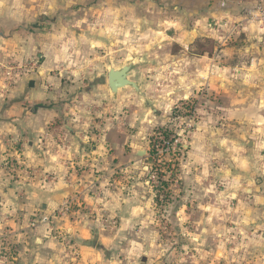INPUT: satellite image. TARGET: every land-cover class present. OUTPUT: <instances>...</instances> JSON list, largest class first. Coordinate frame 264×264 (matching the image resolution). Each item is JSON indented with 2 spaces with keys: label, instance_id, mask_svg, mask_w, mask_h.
<instances>
[{
  "label": "crops",
  "instance_id": "1",
  "mask_svg": "<svg viewBox=\"0 0 264 264\" xmlns=\"http://www.w3.org/2000/svg\"><path fill=\"white\" fill-rule=\"evenodd\" d=\"M260 7L264 0H0V53L37 63L0 94V264H60L62 244L78 246L77 264H115L114 251L135 256L157 244L143 185L148 138L185 101L198 104V121L169 225L185 235L194 264H264ZM47 16L48 27L34 28ZM223 22L234 26L226 36ZM109 53L143 61L137 79L151 104L124 90L110 98ZM105 113L120 119L106 123ZM69 201L73 219L55 218L52 230L39 223ZM98 203L116 231L84 214ZM138 227L143 240L133 241Z\"/></svg>",
  "mask_w": 264,
  "mask_h": 264
},
{
  "label": "rangeland",
  "instance_id": "2",
  "mask_svg": "<svg viewBox=\"0 0 264 264\" xmlns=\"http://www.w3.org/2000/svg\"><path fill=\"white\" fill-rule=\"evenodd\" d=\"M59 15H63V13L62 14L59 13L57 15V17ZM42 18H44V17H42ZM42 18H39L37 20V22H39ZM45 18H46V22H42V23L36 22L35 23L36 27L34 26V28L48 27L49 24L52 22V19L48 16ZM218 27L220 29H222V31H221L222 36H226L227 32H229V28L227 26L224 27L223 23H219ZM124 52H126V51L124 50ZM124 58H125L124 56L115 57L112 55V53H109L108 56H106V64L110 63L109 65H111V64L112 65H122L124 63L121 61ZM14 66H19V67L24 66V68H26V69L23 70L22 74L16 80V82L13 83V85L8 86L9 79L11 77L10 73L12 74V71L9 68L14 67ZM36 66H37V63H36V60H34V59H29V61H26V60L18 58L17 56H9V55H6V53H0V94L5 96L7 94V92L22 78V76H24V74H28V72L30 73V72L36 70ZM86 69H87V71L94 72V66L93 65H91V67H88ZM57 72L59 74H61L59 71H54V73H57ZM106 76H107V74L105 72L104 73L105 80H106ZM104 85H105L104 87L106 88L107 87L106 82ZM124 91L133 92L131 89H124ZM134 95H136V94L134 93ZM112 99H114V98H112ZM185 102L188 103L190 101H185ZM187 103H185L186 105H183L185 109H181V111H179V113L177 112L178 114L181 115L180 117L173 119L172 112H170L169 119L167 122H165L166 125H164L162 127L161 126L155 127L152 130V132L148 138L149 147H148L147 156H146L147 161H146L145 169L142 170V172L144 173L143 174L144 175L143 185L149 192L146 195L149 196V199H150L151 205H152L153 221H154L153 224H155L154 228L156 229V231L154 233H155V239L157 240L155 243H157V244H152L151 245L152 247H150V248L147 247L144 250L139 249L138 253L135 254V256H133V255L129 256L128 254L123 255L118 250L114 251L110 254V256L114 259L115 264H141L139 258L141 256H144L147 253L146 251L151 252V254H150V259L148 258L147 261L145 262V264L146 263L147 264H194V263H192L193 261H191V259L189 258V256H191V254H192V250L185 248L184 245H187V244H181L182 242L180 243L181 237H184L185 235L176 233V228L173 225L172 226L169 225V222H171V217L170 218L168 217L167 210H169V209H167V208H169V207H167V206L171 202L169 203L168 199H165V196H167L166 194H168V195L171 194V201H172L176 198V197L175 198H173V197L177 196L179 193L178 190L181 186V174H180L179 164H180V161L182 160V156L184 155V153L187 149V146L189 144V140H190V138L194 132L191 135H189V137H187V139L184 140L183 147L185 149H181L180 151H178V152H180V155H179V157H176V160L178 162V170H179L178 177H176L177 181L179 182L178 183V186H179L178 189L173 190L174 188L172 187V185H174V184H171V183L168 184L167 183L168 187H166L165 190L166 191L168 190V192L163 193L164 189H162L160 191H158V189H156V186H157L156 183L154 185H152L150 182H148L149 181L148 178H149L150 174H157V172H158L157 164H160V169H161L162 173H164L163 169L167 168V166L170 165L166 161V167H164V162L167 159V156H163V157H160L159 159H157L156 158L157 156L155 154H153V152H151L153 150L152 144L154 143V140H155L154 138H155V136H157L156 130H164L168 126L173 127V125L176 124L177 119L181 118L182 116H183V118H185V116L188 114V111H189L187 109V108H189ZM175 104H178V102L174 103L172 105V107ZM147 106H148V104H147ZM192 106H194V108H195L194 112L197 113L198 110H196V108L198 107V104L197 105L192 104ZM172 107H171V109H172ZM101 116H103V120L106 123H110V121L113 119H116V120L120 119L119 117L114 116L112 113H105ZM99 121H100V118H99ZM196 127H197V125H196ZM152 159H157L158 160L157 163H155L154 160L152 161ZM8 175H12L14 177V175H16V173L14 171L9 172ZM166 182H168V181H166ZM137 187H139L143 191L142 194H145V191L142 189L141 186H137ZM153 187H155V189ZM156 195H158V198L154 197ZM72 202L73 201L63 203L60 206L59 211L61 209L64 210V208H66V207L68 208L67 212L64 211L65 212L64 216L61 213L59 215L58 214L59 211H58L55 215L53 214L52 216H49V217L46 216L49 218L48 223H44V222L42 223L41 222V219L43 217L39 219V223L41 225L45 226L47 229L52 230L51 222L55 218H59V219H70L71 218V219H73V217H71V213L74 211L75 207L77 208L78 205H76L75 201L73 203ZM98 204L99 205H96V208H94L95 210L90 209V208H85V210H83L84 214H86V216L88 218L98 219V221L101 223V225L103 227H105V230L107 229L106 230L107 232L112 233V232L116 231L118 229V225H119L117 218L114 216V214H112L109 210H107L104 205H102L100 203H98ZM53 216H54V218H53ZM139 230H141V229L138 227L137 233L132 231L131 234H129V238L133 239V241L143 240V233L139 234L138 233ZM64 237H65V235L62 236L63 239H64ZM62 246H63V251H62V258H61L60 264H77L78 261L80 260V255H81L78 248H77L78 246H76L75 244H62ZM1 255L2 254H0V256ZM107 257H108V255H107ZM2 264H4V263H2ZM195 264H197V263H195Z\"/></svg>",
  "mask_w": 264,
  "mask_h": 264
},
{
  "label": "built area",
  "instance_id": "3",
  "mask_svg": "<svg viewBox=\"0 0 264 264\" xmlns=\"http://www.w3.org/2000/svg\"><path fill=\"white\" fill-rule=\"evenodd\" d=\"M256 12H257V16H254L253 18L255 19V21H258L260 23L262 31H264V7L258 8ZM223 26L224 27L227 26L230 30H234V26H230L229 23L227 22H223ZM9 69L12 71V74L10 73L11 77L9 79L8 86H11L13 85L14 82H16V80L22 74L23 70L26 68H24V66H20V67L14 66V67H10ZM185 103L187 102H178V104H175L172 107L171 112L173 115V119L181 116L178 113L179 111H181V109H185L183 106V105H186ZM187 105L189 106V108H187L189 111H188V114L185 116V118H183L182 116L181 118L177 119V122L175 125H173V127L168 126L167 128L164 129L170 133V136L168 137L155 136L154 138L155 140H154V143L152 144L153 150L151 152H153V154L157 156L156 157L157 159L163 156H167V159L164 162V167H166V161L167 163L170 164L169 166H167V168L163 169L164 173L161 172L160 164H157L158 166L157 174L149 175L148 182H150L152 185L156 183L157 185L156 189H158V191L164 188L163 183H165L166 185L167 183L174 184L172 185V187L174 188L173 190H176L179 187L178 186L179 182L176 179V177H178V174H179L178 162L176 160V157H179L180 155V152L178 151H180L181 149H185L183 147L184 140L187 139V137H189V135H191L195 131L196 125H197V115L194 112L195 108L194 106H192L191 102H188ZM157 159H152V161L154 160V162L157 163L158 161ZM3 165L4 166L2 167V169L7 175L9 172L14 171V165L10 161L4 162ZM165 187H168V186H165ZM153 188L155 189V187ZM154 197L158 198V195ZM67 209H68L67 207L64 208V210L61 209L58 212V214L60 215L61 213L64 216L65 212H67ZM41 222L48 223L49 218L43 217L41 219Z\"/></svg>",
  "mask_w": 264,
  "mask_h": 264
},
{
  "label": "water",
  "instance_id": "4",
  "mask_svg": "<svg viewBox=\"0 0 264 264\" xmlns=\"http://www.w3.org/2000/svg\"><path fill=\"white\" fill-rule=\"evenodd\" d=\"M140 58H133L122 65H109L106 69L107 91L111 98H116L120 91L131 89L145 104L151 102L145 97L141 83L137 79V67L142 64ZM220 251L217 252L219 256Z\"/></svg>",
  "mask_w": 264,
  "mask_h": 264
},
{
  "label": "trees",
  "instance_id": "5",
  "mask_svg": "<svg viewBox=\"0 0 264 264\" xmlns=\"http://www.w3.org/2000/svg\"><path fill=\"white\" fill-rule=\"evenodd\" d=\"M39 22H46V18L44 17V18H42ZM39 22H37V23H39ZM36 27V26H35ZM156 133H157V137H160V136H162V137H168V136H170V133L167 131V130H156ZM163 186H164V191H163V193H165V192H168V190L166 191L165 190V186H167L165 183H163ZM167 196H165V199H168V202L170 203V201H171V194H166ZM167 202V203H168Z\"/></svg>",
  "mask_w": 264,
  "mask_h": 264
}]
</instances>
